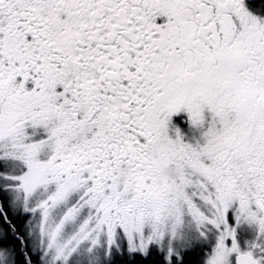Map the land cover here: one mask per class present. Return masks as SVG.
<instances>
[{
    "label": "snow or ice",
    "instance_id": "obj_1",
    "mask_svg": "<svg viewBox=\"0 0 264 264\" xmlns=\"http://www.w3.org/2000/svg\"><path fill=\"white\" fill-rule=\"evenodd\" d=\"M197 255L264 264V0H0V264Z\"/></svg>",
    "mask_w": 264,
    "mask_h": 264
},
{
    "label": "trees",
    "instance_id": "obj_2",
    "mask_svg": "<svg viewBox=\"0 0 264 264\" xmlns=\"http://www.w3.org/2000/svg\"><path fill=\"white\" fill-rule=\"evenodd\" d=\"M189 259H191V257H189ZM199 259H200V258H199V256L197 255L196 258H195V260L193 261V264L197 263V261H198Z\"/></svg>",
    "mask_w": 264,
    "mask_h": 264
},
{
    "label": "flooded vegetation",
    "instance_id": "obj_3",
    "mask_svg": "<svg viewBox=\"0 0 264 264\" xmlns=\"http://www.w3.org/2000/svg\"><path fill=\"white\" fill-rule=\"evenodd\" d=\"M200 258V257H199ZM195 264H197V263H195Z\"/></svg>",
    "mask_w": 264,
    "mask_h": 264
}]
</instances>
